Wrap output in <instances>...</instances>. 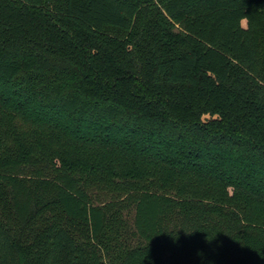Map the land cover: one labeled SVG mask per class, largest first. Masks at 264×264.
Wrapping results in <instances>:
<instances>
[{
    "label": "trees",
    "instance_id": "trees-1",
    "mask_svg": "<svg viewBox=\"0 0 264 264\" xmlns=\"http://www.w3.org/2000/svg\"><path fill=\"white\" fill-rule=\"evenodd\" d=\"M0 264H264V0H0Z\"/></svg>",
    "mask_w": 264,
    "mask_h": 264
},
{
    "label": "clouds",
    "instance_id": "clouds-1",
    "mask_svg": "<svg viewBox=\"0 0 264 264\" xmlns=\"http://www.w3.org/2000/svg\"><path fill=\"white\" fill-rule=\"evenodd\" d=\"M241 26L242 27H247V16L243 17L241 20Z\"/></svg>",
    "mask_w": 264,
    "mask_h": 264
},
{
    "label": "rangeland",
    "instance_id": "rangeland-1",
    "mask_svg": "<svg viewBox=\"0 0 264 264\" xmlns=\"http://www.w3.org/2000/svg\"><path fill=\"white\" fill-rule=\"evenodd\" d=\"M211 119H213V118L210 115H206L203 118L204 121H208V120H211Z\"/></svg>",
    "mask_w": 264,
    "mask_h": 264
}]
</instances>
